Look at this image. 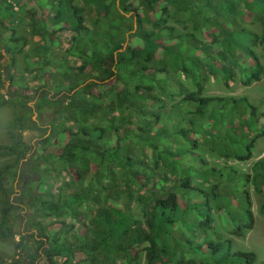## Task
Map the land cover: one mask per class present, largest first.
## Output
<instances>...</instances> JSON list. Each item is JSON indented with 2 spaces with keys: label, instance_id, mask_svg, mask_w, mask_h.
Segmentation results:
<instances>
[{
  "label": "trees",
  "instance_id": "trees-1",
  "mask_svg": "<svg viewBox=\"0 0 264 264\" xmlns=\"http://www.w3.org/2000/svg\"><path fill=\"white\" fill-rule=\"evenodd\" d=\"M84 1L96 11L94 29L77 0H36L30 34L45 41L34 49L44 72L37 98L13 76L28 41L16 35L12 4L0 0V48L9 56L0 63V108L20 107L15 142L0 145V158L12 160L0 165V237H19L12 264H137L140 254L145 264H253L255 254L231 252L230 240L198 241L195 233L205 238L215 212L237 237L253 229L245 186L262 192L264 158L252 177L223 166L202 172L205 185L195 179L205 165L197 139L205 127L242 119L247 131L225 146L238 161L249 160L264 135V113L260 120L245 97L203 94L210 79L227 87L235 72L244 86L264 77L255 51H264V0ZM248 21L260 22L261 33ZM58 31L73 33L65 52L81 64L63 61L53 82ZM33 102L51 127L38 141L24 134L38 130ZM61 116L73 127L56 125ZM213 141L228 138L213 133ZM63 173L52 192L50 182Z\"/></svg>",
  "mask_w": 264,
  "mask_h": 264
},
{
  "label": "rangeland",
  "instance_id": "rangeland-1",
  "mask_svg": "<svg viewBox=\"0 0 264 264\" xmlns=\"http://www.w3.org/2000/svg\"><path fill=\"white\" fill-rule=\"evenodd\" d=\"M40 1V0H39ZM48 3V0H45ZM131 2L132 0H128ZM6 2H10L13 7V11H15L18 15L19 20L15 21V26L17 30L16 35H24L27 38V45L23 48L22 52L17 55L15 58V65L12 70L14 78L18 81L19 86H28L32 89H37L38 94L37 98L41 96L43 90V70L38 69L39 62L37 54L34 52V49L37 45H45V41L39 36H33L30 34L31 26L28 24L29 20L39 21V11L37 8L36 0H6ZM77 4L81 7L85 8L84 16L86 20V24L95 28V20H96V11L94 7L84 0H77ZM173 7L171 11H173ZM53 14L48 15V19H51ZM129 16V15H127ZM21 19V20H20ZM7 21V20H6ZM24 21V22H22ZM238 21V19H237ZM258 21V20H257ZM239 22V21H238ZM254 22V23H253ZM246 22L244 25L246 27H250L255 32L261 33L262 25L260 22ZM8 23V22H7ZM174 23V22H173ZM170 23L173 25L174 29L177 32H185V30L181 27L180 23ZM191 24H188V28L192 33H197L196 31L190 29ZM56 42L54 53L51 56L52 61V70L50 71V76L53 78V82L56 80L57 76V68L61 65L60 63H68V65L79 66L81 64V60L77 57L71 56L65 52V50L71 45V38L73 33L70 31H58L56 34ZM125 45V44H124ZM255 51L259 56V60L261 64H264V51L260 47H255ZM0 52L3 55L0 63L4 64V61L9 57L3 49L0 48ZM235 78L232 82L228 83V86H224L220 79H210V83L206 85L203 94L207 96H221V97H234L240 98L245 97L247 101L256 109L257 116L260 118V115L264 113V77L258 81L251 83L249 86H244L240 81V73L235 72ZM182 81L186 82L188 87H193V82L191 80L187 81L183 76L180 77ZM2 80L5 81L4 76H2ZM4 83L7 85L6 82ZM0 94H5V89L0 88ZM52 96V93L48 95V97ZM112 98V96H110ZM38 100V99H36ZM30 107L33 108L34 114L32 116V120L37 125L38 130H36V134H30L29 132L24 133L26 136L36 137L33 138V141H38L39 137L43 135V137H48L51 133V127L42 119L41 116L36 114L35 102L29 104ZM20 111V107L18 105L8 104L4 107L0 108V145H12L16 136L19 134V129L17 125L16 128L14 126V116L16 113ZM238 111L240 114H246L243 107L239 105ZM239 114V115H240ZM49 115V114H48ZM249 116V114H248ZM239 116H235L233 123L226 124L225 122L219 127L209 128L205 127L202 133V136H197V139L202 144H199L200 150L198 151L201 154V157L205 160V165L201 168V176L195 179V182L201 185H205L203 177V171L206 172L207 169L210 168H220L223 166H229L235 169L237 173H246L251 177L254 175V167L258 161H261L264 158V135L259 136L255 139L253 147L251 149V158L246 161H238L233 158V151L229 149L226 150L225 146H233L231 137L235 139L237 136H241L243 133L247 131L244 123H242V119ZM250 117V116H249ZM59 122L56 125H64L73 127V123H69L65 120V116L58 117ZM238 118V119H236ZM227 130V131H226ZM218 133L221 136H227L228 141L224 145L220 141H213V145L210 144L212 141V134ZM234 139V140H235ZM32 141V142H33ZM231 144V145H230ZM210 147V149H209ZM214 151L212 153L211 151ZM239 150V149H238ZM220 152L224 155L225 153L229 155L220 156ZM12 161L10 158H0V165L6 162ZM207 175V174H205ZM66 178V175L63 173L61 176L56 177L51 184V191L56 193L58 187L60 186L63 179ZM214 179V176H212ZM257 180L259 188L263 187L264 189V181ZM211 185V184H210ZM249 191L250 199H251V211L253 213V229L249 231H244L241 237H237L232 234L231 228H223L221 224L223 223V217L215 212L213 213L214 221L211 224V230H208L205 233V238L200 236L199 233H195V236L198 237V241H203L204 239H210L214 242H222L226 240L231 241V252L242 251V252H252L255 254L256 260L253 264H264V213L261 212V207L264 203V190L262 192H258L256 187L248 182L245 186ZM223 207V206H222ZM75 227L77 224L75 223ZM19 241L18 236L14 237H0V263L1 264H12L13 261L17 258L18 249L17 244ZM61 260H57L58 264ZM137 264H145L144 254H140L139 260Z\"/></svg>",
  "mask_w": 264,
  "mask_h": 264
}]
</instances>
